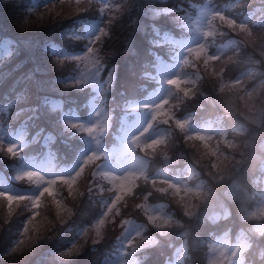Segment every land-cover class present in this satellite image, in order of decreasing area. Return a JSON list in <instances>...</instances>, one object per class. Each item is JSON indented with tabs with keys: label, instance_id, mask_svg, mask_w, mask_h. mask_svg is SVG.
<instances>
[{
	"label": "trees",
	"instance_id": "16d2710c",
	"mask_svg": "<svg viewBox=\"0 0 264 264\" xmlns=\"http://www.w3.org/2000/svg\"><path fill=\"white\" fill-rule=\"evenodd\" d=\"M61 1L69 2L61 12H53L54 8L50 10L47 9L48 5H45L40 8V13H34L25 8L22 0H0L1 27L11 29L24 41L22 46L18 48L16 55L7 60L0 68V103L10 101L7 109L1 113V118L7 131L13 129L14 123L23 115H32L33 118H37V114H41L39 107H43L42 100H44L47 91L58 92L72 89V87H62L64 86L62 83L58 84L55 76L64 71L65 67L72 65L74 59L55 57L47 47L50 38L62 40L65 37L64 32H61L59 28L67 18L82 14L100 17L102 29L93 39V43L101 59L106 60V63L111 62L117 65L118 83L123 87L125 82H131L133 77L139 74L138 69L142 61L141 55L145 53L148 46L153 44L152 29L162 27L180 32L186 14L192 10L198 0H117L115 5L105 9H101L97 5L96 1L100 2L99 0ZM258 4L263 5L264 0H242L241 7L244 10H249ZM163 5L172 6V8L161 10L160 7ZM80 19H83V17L80 16ZM80 21V31H82L83 20ZM63 28L65 27L63 26ZM225 29L252 40L251 42L259 46L260 49L256 48L250 51L246 47L243 51L234 55V59L224 63L222 68L227 65L231 66L239 61L247 62L246 60H248L249 62L247 63L255 62L264 71V57L261 54L264 51V28L250 30V35L249 33L241 32L238 28L225 27ZM102 30L107 34L101 35ZM256 31L261 32V35L253 39ZM98 36L100 37L99 40H97ZM256 58H259L258 62L255 61ZM193 62L201 72H205L202 61L197 62L195 57H193ZM12 72L13 77L11 75ZM260 73L264 74V72ZM249 75H252V73ZM205 86L206 80L202 81L200 89L204 90ZM11 97L15 98V101H11ZM220 98L226 99L224 95H220ZM229 98L231 104L238 105L235 96L231 95ZM198 99H200V95L197 94L185 99L183 104L186 106ZM214 104H217L216 101ZM261 120L264 121V114L261 116ZM251 125L253 131H255L257 125L254 123ZM252 139L254 143V138L252 137ZM243 146H240V150L244 154L245 161L238 165L236 160L233 159L226 170L228 175L234 176V181L247 185V173L253 170L255 159L259 153L255 148L247 152ZM30 152V150H23L13 157L7 153V147L0 144V167L5 168L8 172L14 169L17 171ZM184 152L197 156L196 151L191 147H188ZM236 154V158H239L240 153ZM200 160L207 167L209 161L202 157H200ZM21 177H23L21 179L24 182H28L24 174ZM221 183L215 185L218 187ZM62 186V182L59 180L56 189ZM162 186L166 187L159 181H157L155 186L152 184L147 185L148 189H145L147 197H155V195L161 193L158 189ZM138 191H142V189ZM162 194L168 195L166 193ZM74 196L77 201L66 212L65 220L81 222L88 219L90 214L96 211V201L94 197L89 196V193L83 187L81 189L76 187ZM0 199L2 200V205H4L3 209L0 208V264H24L37 259L42 260L44 264H87L91 260L98 259L95 246L98 248L101 242L107 241L117 234L116 230L121 222L123 223L125 218L131 215L146 222L148 230L155 232L159 236L158 242L146 243L147 240H145L141 247L138 248L137 252L140 259L142 257L154 258L162 254V250L165 251L167 249V237L174 234L171 230L166 233H158L155 225L144 217L145 214L140 207L141 198L137 196V193L134 195L131 193L116 205L118 207L116 210L118 211L112 210L113 212L108 215L100 232L91 237L84 234L72 249L61 243L62 231L55 226L59 221L56 218V222L50 225V232H47V230L44 236L37 235L38 230L34 225L31 226L33 231L28 232V227L30 226L28 224L23 238L26 236L35 238L25 244L26 246L23 248L10 251L8 248L12 246L13 241L20 235L21 222L30 214L32 207L30 201L27 200L21 202L12 201L11 205H9L6 197H0ZM51 200L52 196L48 194L41 197L40 206L36 208V212L42 210L43 201L48 204ZM231 207L232 211L236 212L240 217H246L248 205L245 203L242 194L233 199ZM50 211L48 208L51 216L62 217V213L55 214ZM177 213L186 220L188 228L198 233L204 230L201 224L203 220L202 213L198 212V216H188L183 212ZM113 247L106 246L104 248ZM251 248L259 258L264 259V228L261 233L256 234V239L252 243ZM191 250L194 256L198 254V264H207L200 245L194 246Z\"/></svg>",
	"mask_w": 264,
	"mask_h": 264
},
{
	"label": "snow or ice",
	"instance_id": "6c2138e0",
	"mask_svg": "<svg viewBox=\"0 0 264 264\" xmlns=\"http://www.w3.org/2000/svg\"><path fill=\"white\" fill-rule=\"evenodd\" d=\"M219 19L221 22H226L229 28L236 29L238 28L241 32H246L251 34V31L248 27V25L244 23H237L234 19H228L225 15L222 13H214L212 16V19ZM211 23V21H209ZM107 33L102 30L101 35H106ZM207 37H212L215 35L213 31H208L204 33ZM100 37H97V40H99ZM95 50L94 47L89 49V54L93 53ZM188 53L190 55L194 54L195 61L200 62L202 61L204 65V71L207 72L209 69L210 62H221L222 58L218 55H211L208 52V48L205 44L201 43L196 45L195 47H191L188 50ZM77 60H80L81 57L75 58ZM63 62V61H61ZM100 63V61L97 59L95 61V67ZM184 64H192V61H189L188 59H184ZM195 67L196 65L193 64ZM223 69L217 70L212 69V71L209 73L210 76H214L217 78V80H222ZM83 81H76V83H81ZM169 85L174 86L177 90L183 93L185 97H188L189 95H195L196 93L193 91V85L195 84V81H192L190 79H181V76H176L172 79H169L167 81ZM241 85V80L236 79L232 85H224L221 84L219 88V92L221 94H224L226 90H230L233 87ZM248 96L251 95V93H247ZM169 103L167 99L162 100L161 102L155 104L152 106V121H158L161 118H167L164 120V122H168L171 119H173L172 113L170 109H166V105ZM230 103V102H229ZM74 128H78L81 131H86L89 136H92L93 133L97 132V125L92 124L91 126L85 127L84 125H77L73 123L71 125ZM152 127V123H149L148 126L144 129L143 132L139 133L138 135L134 136L132 138V143L135 145L136 148H142L145 152H148L151 150L153 154L157 152V149L160 148L164 144V140L162 138H155L150 140H145L143 143H141V138L145 136V134L148 132V130ZM175 127L178 128L180 131L187 133L189 128V121L187 119H179L175 118ZM185 138L187 141L191 144L192 147H199L198 145L192 144L193 141L201 142L203 145V155L208 156L210 159V172L211 169H216L217 171L215 173L217 174H223L225 169L228 167L231 160L228 156H224L223 152L221 150V142L218 138L215 142V144L212 143V136L203 134L201 132H196L193 134L186 135ZM224 143L228 147H232L230 141L227 139L224 140ZM18 148L15 144H10V146L7 148V153L11 156L18 155V151L16 149ZM215 157V162H212L211 158ZM98 160V155L96 152H92L83 161V165H90L93 164L95 161ZM199 160V159H198ZM101 167V166H100ZM84 171V167L81 166L79 170L75 173L74 176H60L59 180L63 182L65 185L71 189V187L76 183V180L78 177L81 176V174ZM141 175H143V172L141 171ZM24 176L27 177L29 181H32L33 178H37V184L43 181V177L37 173V172H27L24 174ZM103 176L105 178L110 179L112 184L115 188L114 196L115 198L111 201V207L108 209L109 212H111L114 208H116V205L125 199L127 195H130L133 192V189L136 187V180L139 178L134 172H127L123 175H111L110 172H103ZM23 178V177H21ZM145 181H147V177L145 176ZM57 181L55 179L50 180L47 182L48 185H54ZM157 184V181L155 179L152 180V185L155 186ZM162 185H166V187L162 186L158 189L161 193L169 194L171 193L172 196H178L179 202L183 203V201L187 198V196H192L193 198L199 196L201 194V191L199 189H193L191 187L185 186L182 188L180 184L173 183L172 181L168 179H164L161 181ZM185 193L186 195H180L181 193ZM45 194H48L49 196H53L54 193L52 191V188L50 186H45L43 190L41 191L40 195L38 197H26L22 195H10L6 192H0V197H6L7 201L9 202V205H11L12 201H31L33 203L34 208H39L40 206V200L41 197H43ZM141 208L144 207V205H140ZM194 213L191 211H185V215L191 216ZM148 220L155 225L157 228H166L169 225L172 224L171 218H164L161 216V214H151L148 215ZM159 221V222H158ZM129 221H124V224H127ZM105 221L101 219L99 221L100 225H103ZM178 223V221H176ZM131 244L132 241H129ZM236 252L240 251V248H237L235 250ZM230 257L235 255V252L229 254ZM228 259V256L225 255V252H221V259L220 260H213L211 264H223V260ZM228 264H231L230 259H228Z\"/></svg>",
	"mask_w": 264,
	"mask_h": 264
},
{
	"label": "rangeland",
	"instance_id": "374dc122",
	"mask_svg": "<svg viewBox=\"0 0 264 264\" xmlns=\"http://www.w3.org/2000/svg\"><path fill=\"white\" fill-rule=\"evenodd\" d=\"M68 4H69V2H67V1L66 2L60 1L57 4H52V5L48 6L47 9L51 10L52 8H54L53 12H55V11L61 12L62 9L65 7V5H68ZM53 5L56 7H54ZM211 11H212L211 7L209 5H207L202 10V12L197 16V18L195 19V27L197 29H201V28H203V26L208 24V18L211 14ZM40 12L41 11H39L37 13H40ZM53 12H51V13H53ZM205 32H206V29H202V35H204ZM260 35H261V32H259V31L256 32L253 36V39L259 37ZM245 41L248 42L246 39H245ZM200 43H201V39L199 37L189 38V39L181 42V49L178 52V55H177L174 62H170L167 65H165L163 63L162 64L159 63V68H158L159 74L161 75L162 72H164L168 66V67L172 68V70L170 71V76L165 78V82L163 83V85L160 88H158L157 90L150 93L144 99L143 102L138 104V105H140L139 107H141L140 109L135 110L131 116H127L124 118L122 139L120 141V144L117 147L118 150H117L116 157H115V159L105 163L101 167L102 172H110L107 169L112 167L114 169H118V170L122 171L121 174H119V175H123V174H125V172L123 171V167H120V166H124V165H127L129 169L131 168L133 170L141 169V167L143 165V159L138 155L129 154V152H128V150L133 146L132 138L134 136L138 135L139 133L143 132L144 129L148 126V124L151 123L150 120L152 117V106L161 102L163 95L169 90V85H168L167 81L169 79H172V78L177 76V71L175 69L176 65L180 61V59L183 57L186 50L190 46L198 45ZM82 56H83L84 62H86V63H88L91 60L88 53H86V52H83ZM210 71H212V67L210 68ZM83 72H84V67L74 77L76 79H81V78L83 79ZM249 97L250 96H248L246 93V98H249ZM68 118L71 120L76 119V114L71 113L68 116ZM105 123H106V118L104 116V113L101 109L100 104L98 102L92 100L90 102V110L88 111L87 115L83 118V120L80 121V124L84 125L85 127L91 126L92 124L97 125V129H98L97 132L93 133V135L91 136L92 141H93V146H92L93 152L107 151L103 148L101 141H100V137L103 133ZM137 127H139V129L137 131H135V129ZM214 128H215V124L211 123L210 121H207V122L203 123L198 128V130H199V132H201L203 134L210 135ZM0 136L3 139H5L9 145L10 144L16 145V143H18L21 139L20 135H14L13 137H11L9 139L3 134V132L1 130H0ZM119 137H121V135ZM153 137L159 138L160 137L159 131L157 129H155L154 131H151V128H150L148 130V132L145 134V136L141 138V140H150ZM198 146H199L198 148H200L201 146L203 148V145L201 144V142H198ZM206 157H208V156H206ZM212 159H213V157H212ZM34 167L39 171L40 174L47 175L48 170L44 164L38 163V164H35ZM129 169L127 171H129ZM111 175H117L118 176V174H115V173H111ZM102 176H103V174H102ZM1 179H3V178L0 177V180ZM106 179H108V178H106ZM171 179H172L173 183L180 184V186L182 188H184L185 186H188V187H191L193 189H199V186H200V183L191 184L188 182L187 178L180 177L177 175L172 177ZM108 180L112 184L110 179H108ZM0 187L5 192H8L10 195H15L17 192L16 189L10 187L5 182L4 183L0 182ZM75 189H76V183L71 187V189L64 188V189L60 190L61 199L58 201V207H59V210L61 213L67 211L68 208L71 206V204L76 201V199L74 198ZM182 194L186 195L183 192H182ZM185 202L190 203L191 197L187 196V198L185 199ZM0 208L1 209L4 208V205H2L1 199H0ZM48 208L50 209V202H48V204H47L46 201H43V208L41 211H39V214H36V216H34V217L32 216L29 218L30 226L28 227V232L33 231V227H31V226L34 225L36 227V229L38 230L37 235L44 236L45 232L50 228V225L52 223L56 222V217H53L49 214ZM151 210L154 214L159 213L164 218H169L171 216L168 211L164 212L163 209L161 208V206H155ZM34 238L32 236H26L22 241L11 246L8 249L9 250L21 249L24 246H26L25 244H27L30 240L32 241ZM236 248H237L236 243L233 245L227 246V243H225L224 241H218L216 243V245L214 247V251H213V254L215 256L214 260H220L221 259V252L223 251V252H225V255L228 256V259H230L231 264H240L239 260H238L239 252L235 251ZM126 252H127V249L122 248L121 251L111 259V262L114 264H130L128 259H127ZM233 252H235V255L230 257L229 254H231ZM228 259H226L227 262H228ZM170 263H172V262H170Z\"/></svg>",
	"mask_w": 264,
	"mask_h": 264
},
{
	"label": "clouds",
	"instance_id": "9594fccd",
	"mask_svg": "<svg viewBox=\"0 0 264 264\" xmlns=\"http://www.w3.org/2000/svg\"><path fill=\"white\" fill-rule=\"evenodd\" d=\"M245 92H247V89H245ZM256 103L258 105V108L262 112H264V94H262L257 99ZM252 122L257 125V129L250 134V136L254 138V145L253 146L258 153L264 154V121L253 120ZM229 137L231 138L230 143H231L232 147H228L227 145L225 146V144L223 142H221V150L224 152H228V154L231 156V161L233 159H235L236 163L238 165H240L241 162L245 161L244 154L240 150V144L249 143V140L244 136H232L229 133H222L218 138L227 139ZM229 150H231V151H229ZM236 153H240L239 158H236V156L234 155ZM196 162L200 163V161L198 159L196 160ZM210 167H211V165H210V161H209L207 164V168L209 169L208 175L211 177V179L213 181H216V182H220L221 180H223L221 175H219L215 172H212V171L210 172ZM233 183H236V182L233 181ZM232 184H226V185L222 186L223 187V195L225 197L228 196V192L231 189Z\"/></svg>",
	"mask_w": 264,
	"mask_h": 264
}]
</instances>
